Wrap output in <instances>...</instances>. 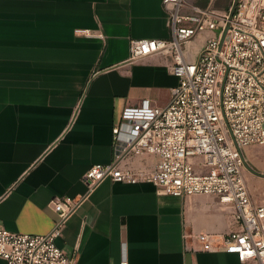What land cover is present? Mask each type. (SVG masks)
Segmentation results:
<instances>
[{
	"label": "crops",
	"instance_id": "0c3cea01",
	"mask_svg": "<svg viewBox=\"0 0 264 264\" xmlns=\"http://www.w3.org/2000/svg\"><path fill=\"white\" fill-rule=\"evenodd\" d=\"M171 23L163 0H0V229L49 233L58 219L51 200L83 196L87 170L114 160L113 126L124 108L144 98L170 103L179 84L172 57L131 60L130 46L171 39ZM211 34L187 44L189 60ZM156 161L129 154L119 164L150 171ZM255 180L260 197L248 185L251 197L264 204V183ZM241 229L235 204L217 196L178 197L151 182L107 179L56 243L80 264H254L202 251L196 239L211 233L221 241Z\"/></svg>",
	"mask_w": 264,
	"mask_h": 264
},
{
	"label": "built area",
	"instance_id": "2783aa9c",
	"mask_svg": "<svg viewBox=\"0 0 264 264\" xmlns=\"http://www.w3.org/2000/svg\"><path fill=\"white\" fill-rule=\"evenodd\" d=\"M216 1L202 7L163 0L171 17V39L133 40L130 59L172 57L171 71L179 84L170 103L157 106L144 98L124 108L113 126V141L120 150L110 164L87 170L83 196L51 200L58 219L49 233L0 229V258L7 264H80L56 240L69 217L107 179L147 181L167 195H210L234 203L242 229L221 241L211 233H199L200 250L224 251L237 254L243 263L264 264V204L251 197L242 153L244 148L264 145V0H238L231 19L234 0H229V9H216ZM203 31L214 34L198 59L189 60L187 44ZM77 32L91 35L90 30ZM129 154L154 155L157 161L150 171L120 166Z\"/></svg>",
	"mask_w": 264,
	"mask_h": 264
},
{
	"label": "rangeland",
	"instance_id": "374dc122",
	"mask_svg": "<svg viewBox=\"0 0 264 264\" xmlns=\"http://www.w3.org/2000/svg\"><path fill=\"white\" fill-rule=\"evenodd\" d=\"M200 0H185L186 4L192 5H198ZM222 7H217L216 2L214 3V7L217 9H223V8H227V3L226 0L221 2ZM185 12V11H183ZM190 13V12H187ZM211 35L214 34V32L211 31ZM205 45V44H204ZM204 45L200 47V51H202V49L204 48ZM244 150H246L245 153V158H246V162L244 161V168H243V172H244V176L247 179V184L250 187H253L255 190V194L257 197H260V186L254 184V181H251L252 179L255 181H262L264 183V145H260V146H250L245 148ZM244 158V160H245ZM264 188H262L263 190Z\"/></svg>",
	"mask_w": 264,
	"mask_h": 264
},
{
	"label": "water",
	"instance_id": "95a60500",
	"mask_svg": "<svg viewBox=\"0 0 264 264\" xmlns=\"http://www.w3.org/2000/svg\"><path fill=\"white\" fill-rule=\"evenodd\" d=\"M237 3H238V0H234L232 8H231V11H230V19L233 17V15L235 13V9L237 7ZM228 29H229V23L227 24V26L223 30V33H222V36H221V44L224 42V39L226 37Z\"/></svg>",
	"mask_w": 264,
	"mask_h": 264
},
{
	"label": "trees",
	"instance_id": "16d2710c",
	"mask_svg": "<svg viewBox=\"0 0 264 264\" xmlns=\"http://www.w3.org/2000/svg\"><path fill=\"white\" fill-rule=\"evenodd\" d=\"M223 0H218V1H216V5H217V7H222V4H221V2H222ZM225 1V0H224ZM210 2H211V0H205L204 1V6L206 7V6H208L209 4H210ZM226 3H227V8H223V9H229L230 8V6H231V4H232V1H229V0H226ZM217 9V8H216Z\"/></svg>",
	"mask_w": 264,
	"mask_h": 264
}]
</instances>
